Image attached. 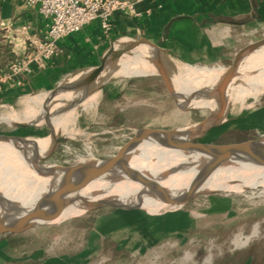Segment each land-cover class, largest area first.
<instances>
[{
    "label": "rangeland",
    "instance_id": "374dc122",
    "mask_svg": "<svg viewBox=\"0 0 264 264\" xmlns=\"http://www.w3.org/2000/svg\"><path fill=\"white\" fill-rule=\"evenodd\" d=\"M230 62L207 66L225 67ZM184 73L183 63L169 72L174 78ZM160 80L157 73L115 70L96 89V102L80 105L76 115L59 128L57 134L63 139L41 163L69 165L81 157L100 159L117 145L130 143L134 127L172 129L198 123L210 114L207 107H181L167 89L163 96ZM133 83L142 85L135 88ZM59 91L44 92L53 100ZM27 99L0 114L23 116L33 104ZM225 117L206 133L204 141L233 143L264 135V92L228 102ZM51 131L46 123L13 127L0 122V132L29 139H42ZM71 132L77 135L71 137ZM217 190L198 193L160 213L119 204L62 212L52 221L38 220L48 224L0 237V264H264V194L258 189ZM257 223L258 235L247 244L235 243L237 235L252 234Z\"/></svg>",
    "mask_w": 264,
    "mask_h": 264
},
{
    "label": "bare ground",
    "instance_id": "6f19581e",
    "mask_svg": "<svg viewBox=\"0 0 264 264\" xmlns=\"http://www.w3.org/2000/svg\"><path fill=\"white\" fill-rule=\"evenodd\" d=\"M124 41L129 42L126 38ZM153 59L152 45L143 42L133 51L110 60L84 95L82 104L87 106L96 102V89L117 69L125 74L157 73ZM223 69V66L218 68L185 64L184 75L176 78L170 75L169 80L178 92L180 106L188 109L207 107L213 110L216 99L211 102L207 93ZM90 71L82 73L73 82L70 81L73 85L63 87L53 100L47 98L46 92L30 95L26 99L33 104L27 107L23 116L0 114V119L46 123L53 130L52 135L32 139L26 145L18 139L0 138L1 228L15 226L23 209L41 196L69 190L75 178L93 161V158L81 157L62 166L35 160L45 157L58 144L62 137L57 134L59 128L78 112L79 107L68 110L65 107L82 97V84ZM240 73V80L233 83L227 92V104L230 101H244L246 96H257L264 92V48L248 57L241 66ZM193 126L194 124L160 131L180 135ZM76 135V132L70 133L71 137ZM263 153L264 135L233 150V156L227 162H220L203 152L183 153L133 138L123 147V157L126 159L120 160L102 176L92 180L83 189L81 201L60 213L38 220L52 221L62 212L84 209L95 202L131 204L150 213H160L169 208L175 209L200 191L235 189L245 192L248 189H258L259 194H264V165L251 163V160L259 158ZM258 233L257 223L252 234L245 238L243 234L237 235L235 243L247 244Z\"/></svg>",
    "mask_w": 264,
    "mask_h": 264
},
{
    "label": "crops",
    "instance_id": "0c3cea01",
    "mask_svg": "<svg viewBox=\"0 0 264 264\" xmlns=\"http://www.w3.org/2000/svg\"><path fill=\"white\" fill-rule=\"evenodd\" d=\"M136 5L141 15L117 13L108 31L95 20L65 36L44 68L34 64L20 79L10 74L8 66L30 47L33 38L44 35L46 22L38 6H28L24 0H0V113L94 69L111 47L123 46L125 38L148 36L159 42L167 29L168 37L160 47L171 72L179 63L232 61L241 47L264 36V0H136ZM160 82L164 96L166 88Z\"/></svg>",
    "mask_w": 264,
    "mask_h": 264
},
{
    "label": "water",
    "instance_id": "95a60500",
    "mask_svg": "<svg viewBox=\"0 0 264 264\" xmlns=\"http://www.w3.org/2000/svg\"><path fill=\"white\" fill-rule=\"evenodd\" d=\"M168 37V30H165L163 37L156 42L152 38L148 36H141L136 39H132L129 42H125V44L121 47H111L102 57L101 62L98 66L92 69L82 84V97L77 100V102L66 106L65 110H68L73 107H79L82 104L84 95H86L95 82V80L101 75L103 69L106 64L110 60H116L121 56L133 51L138 46H140L143 42H149L153 47V60L157 68V74L159 75L162 83L165 88L168 90L170 95L177 100L178 92L172 86L169 80V72L162 60L161 56V47L160 43H163L165 39ZM264 48V36L251 41L241 47L234 55L232 61L229 65L225 66L222 72L218 75V77L214 80L213 84L208 90L207 97L212 102L216 99L215 106H213V110H210V114L202 121L195 123L192 128L184 131L182 134H171L168 131L172 129L153 127L148 125L138 126L131 129L129 136L132 138H139L151 144L157 145L162 148H166L169 150H175L183 153L189 152H203L204 154L211 155L216 158L220 162H227L231 160V156H233V150L244 146L246 143L255 141L261 136L253 139H247L239 142L233 143H215L204 141L202 138L206 135V133L214 127L221 125L225 121V116L227 113V103L225 102V97L230 86L240 80V68L246 62L248 57H250L255 52ZM70 83V82H68ZM67 84V83H65ZM65 84L58 86L53 92L59 91ZM73 85V83H72ZM101 87V86H100ZM0 122H4L9 126L13 127H28L32 125H36L35 122H17V121H8L4 119H0ZM53 134V130L51 131V135ZM0 138L6 140H14L18 139L22 141L24 145H26L32 139L27 137L10 134L8 132H0ZM63 137L60 138L58 142H60ZM123 144L117 145L112 153L109 155L102 157L100 159H95L91 161V163L84 168L80 174L75 178L71 188L69 190L64 189L62 192L59 191L55 194H46L35 200L31 204H29L26 208L23 209L21 215L19 217L18 222L15 226L11 228H1L0 227V237L3 236H13V235H21L33 228H36L43 224L48 223H38V219L49 217L60 213L70 206H75L77 202L81 201L82 191L83 189L95 178L102 176L108 168L113 167L120 160H125L123 157ZM54 147L48 152V154L43 158H36L37 161L46 160L51 153L53 152ZM230 156V158H228ZM253 165L261 166L264 165V153L257 159L251 160ZM59 165V164H58ZM63 166V165H62ZM106 173V172H105ZM200 191L198 193H202ZM196 193L195 195H197ZM193 195L192 197H194ZM191 197V198H192ZM189 198V199H191ZM189 199L183 201L185 203ZM102 205H116L114 203L107 202H95L87 205L84 210L85 212L102 206ZM183 205V204H182ZM117 206V205H116Z\"/></svg>",
    "mask_w": 264,
    "mask_h": 264
},
{
    "label": "built area",
    "instance_id": "2783aa9c",
    "mask_svg": "<svg viewBox=\"0 0 264 264\" xmlns=\"http://www.w3.org/2000/svg\"><path fill=\"white\" fill-rule=\"evenodd\" d=\"M28 6H38L47 29L42 37L33 38L30 47L12 61L10 74L23 78L35 64L44 68L48 59L58 51V42L65 36L80 30L86 24L98 20L105 30L111 29L117 13L139 16L136 0H24Z\"/></svg>",
    "mask_w": 264,
    "mask_h": 264
}]
</instances>
